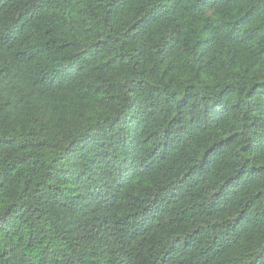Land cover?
<instances>
[{"label": "trees", "instance_id": "trees-1", "mask_svg": "<svg viewBox=\"0 0 264 264\" xmlns=\"http://www.w3.org/2000/svg\"><path fill=\"white\" fill-rule=\"evenodd\" d=\"M0 264H264V0H0Z\"/></svg>", "mask_w": 264, "mask_h": 264}]
</instances>
